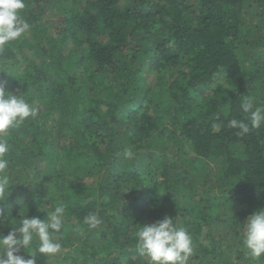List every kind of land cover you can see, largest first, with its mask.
Returning a JSON list of instances; mask_svg holds the SVG:
<instances>
[{
    "label": "trees",
    "instance_id": "obj_1",
    "mask_svg": "<svg viewBox=\"0 0 264 264\" xmlns=\"http://www.w3.org/2000/svg\"><path fill=\"white\" fill-rule=\"evenodd\" d=\"M25 4L0 81L39 112L0 133L13 182L0 235L63 204L61 252L35 264H150L136 232L167 215L192 236L187 264H264L242 246L264 208V125L228 127L248 122L245 97L264 106V0Z\"/></svg>",
    "mask_w": 264,
    "mask_h": 264
},
{
    "label": "clouds",
    "instance_id": "obj_2",
    "mask_svg": "<svg viewBox=\"0 0 264 264\" xmlns=\"http://www.w3.org/2000/svg\"><path fill=\"white\" fill-rule=\"evenodd\" d=\"M25 7V0H0V48L29 31V23L21 16ZM241 110L246 114L247 123L236 118L228 121L229 128L239 129L237 135L243 136L250 129L264 125V106H256L254 98L245 97ZM38 112L39 109L22 96L6 91L5 82L0 81V133L19 127L30 118L34 119ZM220 127V124L215 125L217 131ZM10 148L7 139L0 138V202L7 199L9 186L13 184L9 175ZM65 211V206L59 204L47 213L46 219L24 216L18 227H12L7 235H0V264H35L38 254L48 258L59 254L62 245L54 237L62 229ZM83 223L89 229H96L102 220L97 214L89 213ZM242 225L243 248L253 258H260L264 255V208L254 211ZM136 238L137 249L149 258L150 264H187L194 253L190 233L167 215L154 223L139 225ZM21 249L30 258L17 254Z\"/></svg>",
    "mask_w": 264,
    "mask_h": 264
},
{
    "label": "rangeland",
    "instance_id": "obj_3",
    "mask_svg": "<svg viewBox=\"0 0 264 264\" xmlns=\"http://www.w3.org/2000/svg\"><path fill=\"white\" fill-rule=\"evenodd\" d=\"M20 65H21V63L18 64V66H20ZM18 66H17V67H18Z\"/></svg>",
    "mask_w": 264,
    "mask_h": 264
}]
</instances>
